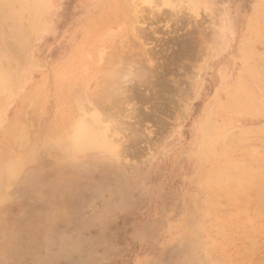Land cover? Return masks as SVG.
<instances>
[{
    "label": "rangeland",
    "instance_id": "rangeland-1",
    "mask_svg": "<svg viewBox=\"0 0 264 264\" xmlns=\"http://www.w3.org/2000/svg\"><path fill=\"white\" fill-rule=\"evenodd\" d=\"M8 3L0 264H264V0Z\"/></svg>",
    "mask_w": 264,
    "mask_h": 264
},
{
    "label": "bare ground",
    "instance_id": "bare-ground-1",
    "mask_svg": "<svg viewBox=\"0 0 264 264\" xmlns=\"http://www.w3.org/2000/svg\"><path fill=\"white\" fill-rule=\"evenodd\" d=\"M9 2V0H0V19L1 20H5L6 21V18H7V10H8V3ZM0 20V21H1ZM16 20V19H15ZM15 26V25H14ZM17 26H18V24H17ZM5 29V28H4ZM9 29V28H8ZM8 29H6V30H8ZM11 29V28H10ZM5 30V31H6ZM21 31V30H20ZM10 34H11V32H10ZM14 35V34H13ZM13 37V36H12ZM16 37V36H15ZM11 38V37H10ZM16 39V38H15ZM10 40V39H9ZM8 44V43H7ZM8 50V49H7ZM9 50H10V48H9ZM4 55V54H3ZM99 55V54H98ZM99 58V57H98ZM141 59V58H140ZM3 64H4V61H3ZM8 64V63H7ZM9 67V66H8ZM141 68V67H140ZM139 68V69H140ZM136 72V71H135ZM147 72V71H146ZM5 75V74H4ZM147 75V74H146ZM7 77H8V75H6ZM145 77V76H144ZM111 78V77H110ZM116 78V77H115ZM4 79V78H3ZM137 79V78H136ZM107 80V79H106ZM109 80V79H108ZM118 80V79H117ZM7 82V81H6ZM110 84H112V83H110ZM109 84V85H110ZM139 84V83H138ZM7 85V84H6ZM105 86H106V84H105ZM6 87V86H5ZM2 88V87H1ZM100 88V87H99ZM3 89H4V87H3ZM75 90V89H74ZM76 91H77V89H76ZM101 91V90H100ZM99 91V92H100ZM127 91V90H126ZM114 92H115V90H114ZM107 93V92H106ZM119 93V92H118ZM132 93V92H131ZM80 94V93H79ZM125 94V93H124ZM107 95V94H106ZM75 96V95H74ZM77 96V95H76ZM79 96V95H78ZM82 96V95H81ZM104 97V96H103ZM106 97V96H105ZM120 96L118 95V97L117 98H119ZM122 97V96H121ZM97 98V97H96ZM109 98V97H108ZM76 99V98H75ZM95 99V98H94ZM33 100V99H32ZM31 100V101H32ZM119 100V99H118ZM127 100V99H126ZM236 100V99H235ZM34 102V101H33ZM122 102H123V100H122ZM121 102V103H122ZM235 102V101H234ZM77 103V102H76ZM236 103V102H235ZM30 104V103H29ZM30 106H32V105H30ZM80 106V105H79ZM33 107V106H32ZM107 107V106H106ZM109 107V106H108ZM79 108V107H78ZM77 108V109H78ZM100 108V107H99ZM119 108V107H118ZM32 109V108H31ZM27 111V110H26ZM111 111V110H110ZM24 113V112H23ZM112 113H114V111L112 112ZM25 114V113H24ZM109 117V116H108ZM17 122V121H16ZM18 123H20V122H18ZM18 125V124H17ZM12 128L13 129H15L13 126H12ZM18 128V127H17ZM11 131H12V129H11ZM13 132V131H12ZM15 132V131H14ZM13 132V133H14ZM11 135H13V134H11ZM80 136V135H79ZM16 137V136H15ZM76 138H79L78 136L76 137ZM6 150H8V149H6ZM5 150V151H6Z\"/></svg>",
    "mask_w": 264,
    "mask_h": 264
}]
</instances>
